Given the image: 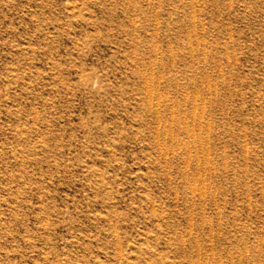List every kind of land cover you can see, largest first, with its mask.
<instances>
[{"label": "rangeland", "instance_id": "1", "mask_svg": "<svg viewBox=\"0 0 264 264\" xmlns=\"http://www.w3.org/2000/svg\"><path fill=\"white\" fill-rule=\"evenodd\" d=\"M0 264H264V0H0Z\"/></svg>", "mask_w": 264, "mask_h": 264}]
</instances>
